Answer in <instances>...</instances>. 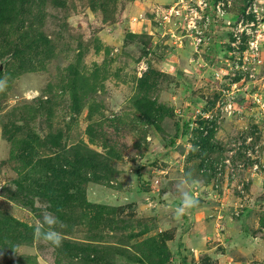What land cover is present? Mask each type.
Masks as SVG:
<instances>
[{"label": "rangeland", "instance_id": "1", "mask_svg": "<svg viewBox=\"0 0 264 264\" xmlns=\"http://www.w3.org/2000/svg\"><path fill=\"white\" fill-rule=\"evenodd\" d=\"M0 65V264H264V0H0Z\"/></svg>", "mask_w": 264, "mask_h": 264}, {"label": "clouds", "instance_id": "2", "mask_svg": "<svg viewBox=\"0 0 264 264\" xmlns=\"http://www.w3.org/2000/svg\"><path fill=\"white\" fill-rule=\"evenodd\" d=\"M195 204H196V201L192 197L187 196V195L185 196L184 207L190 208V207L194 206ZM43 221H44V223H47L48 225H52V224L56 223L55 218L51 214H46L43 217ZM44 238L48 241H51L52 243H54L56 245H59V243H60V236L56 232L50 231L44 235Z\"/></svg>", "mask_w": 264, "mask_h": 264}, {"label": "built area", "instance_id": "3", "mask_svg": "<svg viewBox=\"0 0 264 264\" xmlns=\"http://www.w3.org/2000/svg\"><path fill=\"white\" fill-rule=\"evenodd\" d=\"M253 98V100L257 103V107L262 108V110H264V101L262 100L261 96L255 94Z\"/></svg>", "mask_w": 264, "mask_h": 264}, {"label": "water", "instance_id": "4", "mask_svg": "<svg viewBox=\"0 0 264 264\" xmlns=\"http://www.w3.org/2000/svg\"><path fill=\"white\" fill-rule=\"evenodd\" d=\"M2 69V65H0V70Z\"/></svg>", "mask_w": 264, "mask_h": 264}]
</instances>
